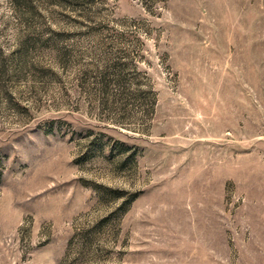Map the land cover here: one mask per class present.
Segmentation results:
<instances>
[{"label":"rangeland","instance_id":"rangeland-1","mask_svg":"<svg viewBox=\"0 0 264 264\" xmlns=\"http://www.w3.org/2000/svg\"><path fill=\"white\" fill-rule=\"evenodd\" d=\"M0 264H264V0H0Z\"/></svg>","mask_w":264,"mask_h":264}]
</instances>
